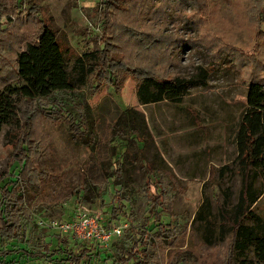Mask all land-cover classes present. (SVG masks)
Masks as SVG:
<instances>
[{
	"label": "rangeland",
	"instance_id": "obj_1",
	"mask_svg": "<svg viewBox=\"0 0 264 264\" xmlns=\"http://www.w3.org/2000/svg\"><path fill=\"white\" fill-rule=\"evenodd\" d=\"M135 3L111 0L103 8L101 0H0V89L21 83L16 53L43 25L55 32L69 68L84 51L106 54L85 85L27 101L20 126L2 127L0 187L17 177L20 163L14 160L22 159L21 178L31 176L32 185L22 201L17 191L23 181L3 192L18 238H0V264H73L62 260L66 249L93 251L56 226L79 203L107 223L126 224L91 264H126L123 252L137 237L132 230L152 220L146 218L152 199L170 228L149 232L146 248L153 264H231L228 226L242 180L233 129L248 84L264 83V0ZM159 4L163 11H156ZM142 74L192 79L193 85L180 103L167 96L155 102L150 98L155 90L142 85ZM127 108L145 119V133L115 127ZM66 110L89 123L90 142L72 137ZM118 158L125 163L120 183H114ZM146 169L155 185L147 186ZM250 178L258 192L260 178ZM84 180L92 185L90 201L74 195V186ZM118 201L126 214L114 218L110 210ZM202 202L211 233L205 221H193ZM250 209L264 217L262 196Z\"/></svg>",
	"mask_w": 264,
	"mask_h": 264
},
{
	"label": "trees",
	"instance_id": "obj_2",
	"mask_svg": "<svg viewBox=\"0 0 264 264\" xmlns=\"http://www.w3.org/2000/svg\"><path fill=\"white\" fill-rule=\"evenodd\" d=\"M115 1L124 2V0ZM135 1L129 0V2H133L136 5ZM167 1L172 0H161V3L165 5ZM110 3L111 0H101V4H104L103 8L109 7ZM164 9V7H161V4L156 7V11H163ZM135 13H137V10H135ZM132 17L130 16V18ZM102 52L84 51L74 60L69 68L55 32L50 27L43 25L36 39L28 42L23 50L16 53L17 76L21 83H8L0 89V131L5 125L20 126L21 105L27 101L50 97L57 92L73 91L75 88L85 85L90 75L93 74L95 68L99 65V62H105V50ZM142 76L144 80L142 85L154 88L155 93H152L150 98L155 102L161 101L163 96H167L169 99L180 103L183 91L193 85L192 79L187 80L175 77L157 80L154 79L155 77L148 76L147 74H142ZM65 113V116L70 121L72 137L75 135L77 141L90 142L92 134L89 123L77 119L68 110ZM138 119V114L132 108H127L116 119L115 127H120L122 126L121 124L129 125V129L134 131L137 136L141 133V130L144 132L147 129L145 119L141 118L140 121ZM233 131V139L236 146V162L242 171V180L238 202L233 209L232 216H230L231 221L228 226L231 264H235V262L236 264H264V217L250 209V206L260 196H262L264 202V83L262 81L252 80L248 84L245 94V105ZM9 134L10 131L5 133L6 136ZM142 141H146V138L142 139ZM25 147L22 146V149L26 150ZM16 161L20 163L17 177L0 187V219L2 226L0 238H18V233H14V231L12 233L15 225L8 222L3 192L6 194L11 193L14 187L23 181L24 183H22L21 188L17 191L18 201H22L24 193L31 187L28 185H32L31 176L27 179L21 178L26 167L25 160H14V162ZM124 163L125 159L120 161L118 158L114 161V183H120L119 180L122 176V165ZM145 172L146 174L148 173L149 178L146 182L147 186L148 184L155 185L156 180L150 179V172L147 169ZM253 176L259 177L262 182V188L258 192H255L256 188H253L251 184L252 179L250 177ZM91 189L92 185L87 180L80 181L78 185L74 186V195L77 196L76 199L80 197L84 201H90L89 193ZM151 202L152 206L148 210L149 215L146 217L147 220L152 218L150 223H145L138 229L132 230L130 227L133 231L132 234L134 236L136 234L137 237L133 238L135 240L131 245V249L123 252L126 264H153V255L146 248L149 232L155 227H158L160 230L164 228V231L170 230L169 224L164 223L162 220L163 209H159L161 205L157 203V199H152ZM21 207H23L22 202ZM204 207L205 203L202 202L195 213L193 221H205V226L208 228L209 233H211L210 220L207 216L209 211H204ZM110 212L114 218L126 214L125 204L121 201L116 202L111 207ZM107 224L109 223L105 220V225ZM19 225H16V228H22L23 231L25 229L24 226L22 224ZM3 226L6 227L2 229ZM208 241L211 242L210 239ZM60 242L67 243L66 239H62ZM89 250L85 248L73 252L71 249H66L65 258L62 260L73 264H91L99 260L100 253L106 249L93 248V251ZM248 253L252 255L249 256Z\"/></svg>",
	"mask_w": 264,
	"mask_h": 264
},
{
	"label": "built area",
	"instance_id": "obj_3",
	"mask_svg": "<svg viewBox=\"0 0 264 264\" xmlns=\"http://www.w3.org/2000/svg\"><path fill=\"white\" fill-rule=\"evenodd\" d=\"M63 234L100 250L107 249L114 238L122 235L126 224L112 223L105 225V219L100 212L91 211L83 204H76L70 219L56 224Z\"/></svg>",
	"mask_w": 264,
	"mask_h": 264
},
{
	"label": "crops",
	"instance_id": "obj_4",
	"mask_svg": "<svg viewBox=\"0 0 264 264\" xmlns=\"http://www.w3.org/2000/svg\"><path fill=\"white\" fill-rule=\"evenodd\" d=\"M71 216H72V215H71ZM71 216H69L68 219H70Z\"/></svg>",
	"mask_w": 264,
	"mask_h": 264
}]
</instances>
